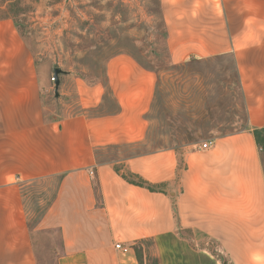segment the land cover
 Wrapping results in <instances>:
<instances>
[{
	"label": "crops",
	"instance_id": "1",
	"mask_svg": "<svg viewBox=\"0 0 264 264\" xmlns=\"http://www.w3.org/2000/svg\"><path fill=\"white\" fill-rule=\"evenodd\" d=\"M165 60L229 58L242 127L199 149L158 133L149 115L161 73L111 58L103 82L74 80L80 112L49 116L45 80L11 29L0 26V264H38L21 189L58 177L37 231L56 230L55 264H264V0H158ZM104 95L113 111L103 109ZM169 135V136H167ZM214 245L216 248H214ZM119 246V249H116ZM147 250V251H146ZM144 257V256H143Z\"/></svg>",
	"mask_w": 264,
	"mask_h": 264
},
{
	"label": "rangeland",
	"instance_id": "2",
	"mask_svg": "<svg viewBox=\"0 0 264 264\" xmlns=\"http://www.w3.org/2000/svg\"><path fill=\"white\" fill-rule=\"evenodd\" d=\"M13 2L11 14L0 20V26L11 29L21 40L35 71L45 80L43 105L49 116L80 112L77 95L71 93L74 80L91 86L102 83L109 60L122 55L161 73L149 115L150 149L174 143L173 140L158 141V133H177L182 141L196 142L201 149L203 143L212 141L208 140L211 135L229 131L234 125L243 126V99L234 63L229 58L189 61L176 67L167 64L158 0ZM54 69L61 70L56 94ZM113 108L110 97L104 95L103 109L91 115L113 111ZM58 182V177H51L21 189L23 211L38 264L56 262L57 231L35 229L56 195ZM151 247L146 245L150 253L143 254L144 257L141 249H135L139 264H157ZM213 254L220 264H228L220 253Z\"/></svg>",
	"mask_w": 264,
	"mask_h": 264
},
{
	"label": "trees",
	"instance_id": "3",
	"mask_svg": "<svg viewBox=\"0 0 264 264\" xmlns=\"http://www.w3.org/2000/svg\"><path fill=\"white\" fill-rule=\"evenodd\" d=\"M15 6L13 0H0V20L7 19L8 15L11 14L12 8ZM254 138L257 145L263 150L264 149V130L255 131Z\"/></svg>",
	"mask_w": 264,
	"mask_h": 264
},
{
	"label": "water",
	"instance_id": "4",
	"mask_svg": "<svg viewBox=\"0 0 264 264\" xmlns=\"http://www.w3.org/2000/svg\"><path fill=\"white\" fill-rule=\"evenodd\" d=\"M61 74V70L59 69H54L53 70V79H54V86H55V94L57 93V89L59 86V80H58V75Z\"/></svg>",
	"mask_w": 264,
	"mask_h": 264
},
{
	"label": "built area",
	"instance_id": "5",
	"mask_svg": "<svg viewBox=\"0 0 264 264\" xmlns=\"http://www.w3.org/2000/svg\"><path fill=\"white\" fill-rule=\"evenodd\" d=\"M213 146V141H207L201 145L202 150H208ZM116 249H119V246H116Z\"/></svg>",
	"mask_w": 264,
	"mask_h": 264
}]
</instances>
